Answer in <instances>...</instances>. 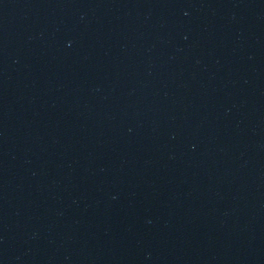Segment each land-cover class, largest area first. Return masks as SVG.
Returning a JSON list of instances; mask_svg holds the SVG:
<instances>
[{"label":"water","instance_id":"1","mask_svg":"<svg viewBox=\"0 0 264 264\" xmlns=\"http://www.w3.org/2000/svg\"><path fill=\"white\" fill-rule=\"evenodd\" d=\"M0 264H264V0H0Z\"/></svg>","mask_w":264,"mask_h":264}]
</instances>
